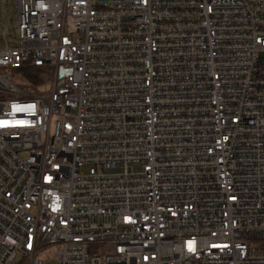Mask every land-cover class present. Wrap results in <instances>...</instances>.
<instances>
[{
  "label": "built area",
  "instance_id": "obj_1",
  "mask_svg": "<svg viewBox=\"0 0 264 264\" xmlns=\"http://www.w3.org/2000/svg\"><path fill=\"white\" fill-rule=\"evenodd\" d=\"M15 2L0 264H264V0Z\"/></svg>",
  "mask_w": 264,
  "mask_h": 264
},
{
  "label": "rangeland",
  "instance_id": "obj_2",
  "mask_svg": "<svg viewBox=\"0 0 264 264\" xmlns=\"http://www.w3.org/2000/svg\"><path fill=\"white\" fill-rule=\"evenodd\" d=\"M0 12H2V16H3L2 17V19H3V27L0 28V34H1L5 28H8L10 30L12 29L9 25L14 22L15 15H16V12H17L15 0H1L0 1ZM0 44H4V42H2L0 40ZM15 44H19V43H15ZM8 71L9 70H7V71L0 70V72H8ZM10 71L12 73H14V70H10ZM37 72L40 73L41 70H37ZM52 74H53L52 70H44L43 75H40V77H39L40 78L39 81H30V80H23V81L25 83H33V82L48 83L49 80L52 77ZM37 89L35 87H27V90H29V91L37 92ZM38 90L40 91V89H38ZM85 170H86V168H85ZM117 171H120V169H118ZM46 264H62V263H61L59 258L51 257V258H46Z\"/></svg>",
  "mask_w": 264,
  "mask_h": 264
},
{
  "label": "trees",
  "instance_id": "obj_3",
  "mask_svg": "<svg viewBox=\"0 0 264 264\" xmlns=\"http://www.w3.org/2000/svg\"><path fill=\"white\" fill-rule=\"evenodd\" d=\"M16 75H18V81L23 82V80H30V81H39L40 76L36 69L32 67H27L24 69H19L14 71ZM20 74V75H19ZM21 76V77H20Z\"/></svg>",
  "mask_w": 264,
  "mask_h": 264
},
{
  "label": "snow or ice",
  "instance_id": "obj_4",
  "mask_svg": "<svg viewBox=\"0 0 264 264\" xmlns=\"http://www.w3.org/2000/svg\"><path fill=\"white\" fill-rule=\"evenodd\" d=\"M30 107H34V106H30ZM13 108H14V110H16V106H13ZM5 123H7V122L6 121H0V126H2ZM188 247H189L190 251H194L193 242H189Z\"/></svg>",
  "mask_w": 264,
  "mask_h": 264
}]
</instances>
